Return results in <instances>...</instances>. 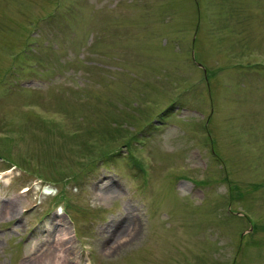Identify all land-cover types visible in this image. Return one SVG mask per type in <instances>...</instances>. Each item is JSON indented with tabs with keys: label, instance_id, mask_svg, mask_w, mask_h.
<instances>
[{
	"label": "rangeland",
	"instance_id": "1",
	"mask_svg": "<svg viewBox=\"0 0 264 264\" xmlns=\"http://www.w3.org/2000/svg\"><path fill=\"white\" fill-rule=\"evenodd\" d=\"M64 234L61 264H264V0H0V264Z\"/></svg>",
	"mask_w": 264,
	"mask_h": 264
},
{
	"label": "bare ground",
	"instance_id": "2",
	"mask_svg": "<svg viewBox=\"0 0 264 264\" xmlns=\"http://www.w3.org/2000/svg\"><path fill=\"white\" fill-rule=\"evenodd\" d=\"M60 236V235H59ZM58 235H57V237L53 240V244H54V246L58 249V256L57 257H55L54 258V253H52L51 252V256L53 257V259H52V257H50V264H61V261H62V259H61V257H62V254L64 253V251L66 250V248L68 247L67 245H68V243H70L71 241H70V239H69V237H68V235L67 234H64L63 236H61V237H59ZM47 242H50V241H47ZM50 244V243H49ZM48 244V245H49ZM64 245H66L65 247H64ZM72 247V246H71ZM51 248V247H50ZM56 249V250H57ZM47 251V250H46ZM46 253V252H45ZM49 253V252H48ZM48 255V254H47ZM63 260H65V259H63Z\"/></svg>",
	"mask_w": 264,
	"mask_h": 264
}]
</instances>
